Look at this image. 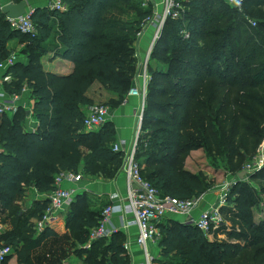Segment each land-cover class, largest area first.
Here are the masks:
<instances>
[{"label": "trees", "instance_id": "1", "mask_svg": "<svg viewBox=\"0 0 264 264\" xmlns=\"http://www.w3.org/2000/svg\"><path fill=\"white\" fill-rule=\"evenodd\" d=\"M10 1L18 4L23 0ZM61 1L67 6L66 11L34 10L36 36L12 30L0 4V63L11 56L8 44L14 40L24 44L22 54L28 58V64L17 61L7 71L13 80L5 89L10 95H20L27 87L34 101V117L39 122L36 131H27V110L20 107L12 118L4 114L0 125V208L10 211L11 217L19 212L14 207L18 198L30 189L51 192L56 177L64 172L77 173L83 166L86 176L101 174L111 179L124 162L123 154L113 150L115 128L111 122L98 132L85 129L86 108L95 104L88 92L98 83L118 97L110 106L125 100L138 72L136 44L141 25L154 15V6L149 0ZM262 7L264 0L245 2L244 11L256 18L255 27L247 25L246 15L221 0H193L186 4L181 19H167L152 58L164 65L149 66L151 79L136 151L142 177L163 195L189 200L206 194L212 187L185 170L183 158L199 147V138L204 139L202 132L206 130L198 128L202 115L203 122L220 119L219 109L212 105L218 100L215 88L226 97L230 93L236 95L234 109L241 110L243 106L237 100L245 98L264 110V101L253 94L264 88ZM50 51L74 64L69 75L44 70L41 59ZM207 89L213 95L206 96ZM243 110L251 118L235 111L239 120L233 119L235 133L229 140L233 156L238 136L243 145L250 142V147L259 142L254 143L248 135L261 138L259 128L264 124V116L252 108ZM176 111H187L188 115L180 119ZM154 113L161 117L155 118ZM185 126L190 128L189 134L184 132ZM208 126L215 132L216 145L223 147L213 121ZM251 180L253 183L239 182L228 198L230 206L224 209L227 218L240 226L239 232L230 234L236 243L211 242L196 226L169 221L160 226L162 264H226L256 248L261 249L258 255H264V220L255 221L253 211L264 194V167L252 174ZM256 180L263 183L260 189L254 183ZM49 204L48 201L37 206L39 219ZM73 216L74 212L67 226L84 244L90 231L98 226L101 214L89 212L86 207L75 220ZM27 223L22 229H28ZM27 233L24 237L15 233L6 238L7 245H22L18 264H33L31 252L36 242L26 238ZM119 238L120 234L114 235L107 246H103V241L94 243L85 264H130Z\"/></svg>", "mask_w": 264, "mask_h": 264}, {"label": "crops", "instance_id": "2", "mask_svg": "<svg viewBox=\"0 0 264 264\" xmlns=\"http://www.w3.org/2000/svg\"><path fill=\"white\" fill-rule=\"evenodd\" d=\"M53 1L54 0H28L27 2L29 3V10H36L51 8L50 5ZM149 2H151V4L154 6V9L158 13L163 11V0H149ZM8 3H11V1L0 0L2 7ZM155 33V27L149 26L139 38V41L136 44V52L139 64H142L145 61L147 52L151 48V44L154 40ZM23 49L24 44L20 43L18 40L11 41L8 44V50L11 52V55H14L18 62L28 64L27 56L22 54ZM41 64L45 71L57 75H69L74 69V64L71 61L56 57L52 51L42 57ZM7 71V69H0V101H3L1 95H4V98L11 96L5 89L6 84L10 82H4L3 80L8 74ZM138 86V82L135 81L133 87ZM101 88L102 86L96 83L88 92V96L95 102L93 106H96L99 100L96 98L97 96L92 93L94 90ZM24 91L22 94H18L20 99L18 102L17 111L21 107L30 112V115L27 116L25 120V129L27 131L34 132L39 127V122L34 117V101L32 99V93L27 87L24 88ZM102 92H107L109 99L118 101V97L115 94L104 89ZM105 95L106 94H104V96ZM106 100L104 101L106 102ZM141 105V98L128 94L125 100L119 105L114 107L109 105L108 107L109 122H111L115 128V140L113 142V147L116 144L119 145L124 157L133 148L134 141L137 136L139 127L138 119L141 111ZM88 109L89 107L86 108V111H88ZM15 113H8L9 117L12 118L13 114ZM2 119L3 115H0V125L2 124ZM122 168L115 177L106 179L101 174L99 176L84 175L83 166H81L79 172L76 174L82 175V181L77 183L65 182L62 184L64 189L73 192V200L71 204L60 212V215L56 221L52 222L49 227H46L43 230L39 229V223L43 218L39 219L40 212H38L37 206H42L45 204V202H48L49 195L52 191L47 193H39L35 189L28 190L22 197L15 201L14 207L19 211L16 215L11 217L9 216L10 211L5 212L0 208V225L2 227L1 232L3 234L1 236L2 241L6 243V238L15 233L24 237L25 232L28 231L25 237L28 239L31 238L33 242H36V248H34L31 252V261L33 264H85V261L88 258V254L91 252L94 243L103 241V246H107L112 241L114 235L117 236V234H120L119 243L122 244L127 251L130 264H147L143 250L137 243L139 236L138 228L135 225L124 228V224L127 225L126 222L131 223L133 221L132 216L130 215L126 217V222L124 223L119 215H114L112 217L110 226L119 229L118 232H116L112 237L94 242H91L90 239H88V241L84 244H81L74 237L73 233L67 226V220L69 217H71L73 212L74 218L72 217V220H75V217L81 213V209L83 210V208L86 207H88L89 212L101 214L102 210L106 206L110 204H119L120 200L125 199L127 194V181ZM115 194L119 196V199L112 198ZM214 202V199L207 195L206 202L204 203L202 210L196 211L191 217L167 214L159 225V229L162 224H166L169 221H176L182 224H192L195 226V222L199 218L201 212L204 209H209L211 206H213L216 203ZM17 216L23 220H16L15 217ZM26 223L28 229L24 230L22 228ZM17 225H19V231L16 232L15 230ZM160 239L157 243L149 244V254L152 258V264H162L164 262L161 258L162 250L159 246ZM10 245L13 247L15 254L5 264H18V252L22 245ZM98 254H100V252Z\"/></svg>", "mask_w": 264, "mask_h": 264}, {"label": "built area", "instance_id": "3", "mask_svg": "<svg viewBox=\"0 0 264 264\" xmlns=\"http://www.w3.org/2000/svg\"><path fill=\"white\" fill-rule=\"evenodd\" d=\"M191 1L193 0H163L164 7L162 13L159 14L155 10L154 15L145 21L144 24L146 26H154L156 30L148 57L152 54L153 46H155L157 40L160 38L167 19H181L186 10L184 3H189ZM221 1L240 13H243L245 10L246 0H239L238 3L237 0ZM50 6L52 10H67V6L61 0H54L51 2ZM33 13L34 10H28L26 15L18 19H8L11 29L21 32L22 34L36 36L37 27L32 20ZM249 22L253 27L256 26L254 20H250ZM136 57L138 58L137 53ZM16 62V57L11 55L5 62L0 63V69L9 70ZM148 62L149 60L145 59L142 64H139L138 74L135 77V81L138 82L139 86L133 87L129 92L131 96H138L141 98L143 105L147 97L148 85L151 79ZM3 80L4 82H11L13 77L10 74H7ZM1 97L3 98V101H0V115L15 113L18 109L20 96L11 95L8 98H4V95H1ZM141 112L143 113L144 111L141 110ZM142 117L143 116L139 117V127L133 148L124 157L122 170L127 181L126 197L125 199L120 200L119 204H110L102 210L101 220L98 226L91 231L89 239L91 242H94L112 237L119 230L118 228L110 226L112 217L114 215H119L124 223L126 222V217L130 215L132 216L133 221L131 223L126 222L127 225L124 224V228L131 225H135L138 228L139 236L137 243L143 250L146 263L152 264V258L149 254V244L157 243L159 241V225L162 220L167 214L191 217L196 211L202 210L203 205L206 202L207 194H202L189 200H180L163 195L157 188L142 177L141 168L136 160V151L142 129ZM108 121L109 108L104 105H96L89 107L84 126L88 131H98L102 129ZM113 150L116 153H122L120 146L117 144L113 147ZM261 151L262 154L255 158L253 162L245 168L247 174L250 176L264 167V148H262ZM82 179V175L73 172H64L56 177L54 189L48 198L50 204L45 211L42 221L39 223L40 230L49 227L52 222L56 221L60 212L68 207L73 200V192L64 189L62 184L65 182L77 183L82 181ZM234 185L236 184L234 183ZM230 192L231 184H225L220 191L216 204L209 209H204L195 222V226L206 236L207 239H209V241L213 240L212 242H215V238L223 236L225 228L230 230L227 223L228 221L225 220L224 215V209L228 207L225 205L227 204ZM112 198L119 199V196L115 194ZM1 231L2 227L0 225V264H5L13 257L15 251L11 245H7L2 241L1 236L3 234Z\"/></svg>", "mask_w": 264, "mask_h": 264}, {"label": "rangeland", "instance_id": "4", "mask_svg": "<svg viewBox=\"0 0 264 264\" xmlns=\"http://www.w3.org/2000/svg\"><path fill=\"white\" fill-rule=\"evenodd\" d=\"M144 4H147V3H144ZM186 4L188 3H184L185 6ZM260 10L264 12V7H262ZM160 13L162 12H159V14ZM243 15H246V21L248 23L247 25H250L251 27H253L249 21L250 20L256 21L255 20L256 18H253L251 15L246 14L245 11L243 12ZM141 28H142V33L140 34L139 38L142 36V34L148 28V26L142 23ZM154 47L155 46H153L152 54L148 57V54L150 51L149 49L146 55V59L149 60L148 67L150 65H152L151 67L158 66V65L163 66L164 64L162 61H158L157 59L152 60ZM159 56L161 57V55ZM151 67H149V72H150ZM263 89L258 90V91H253V94L259 95V98L262 101H264V96L262 95L261 97L260 95ZM102 90H103L102 88L96 89L92 93V94H95L97 96L96 98L99 100L98 104L96 105H104V106L109 107V105L111 104V101H114V100L109 99V95L107 94V92L103 93ZM208 90L210 89H207V92H205L206 96H210L211 94L208 92ZM215 90H216L215 92L213 91L215 95V99L218 98V100L215 101V103L212 102V105L216 109H219L220 112L218 113V117H220V119L217 120V119L211 118L210 120L203 122L204 118L202 115V118H200L198 122L199 123L198 128L202 129V131L206 130V133L202 132L204 135L203 136L204 139L199 138L196 141L199 147L197 149L190 150L188 152V155L186 156V158H183V165H184L185 170L189 171L190 173L194 175L200 176L207 184H210L212 186L206 194L209 197H212V199H214L215 202H217L219 195H220V191L223 188V186L225 184H231V192H230V195H231L233 189L237 187L239 182H241L239 180V174L243 171H246L245 170L246 166L251 164L255 158L260 156L262 154L261 149L264 148V124H262L259 128V134L261 138H251V135H248V138H250V140H252L254 143L255 141L259 142L257 146L255 147L247 146L250 142H246V145H243L242 140H240V136H238V139H236L237 141L236 155L233 156V154H231L232 147L229 144V140L230 138H234L233 135L235 133V128H234L235 125L233 124V119L236 118V120H239L238 118L239 115H237L238 113L235 111L238 110L240 111L241 115L251 118V114L243 110L244 107L252 108L254 111L260 113L263 116H264V110L261 109V107L257 105L256 103H254L253 101H250L249 99H245V98L243 99L240 98L239 100H237V102L243 106L241 110L239 108L234 109L233 104L234 102H236V95L230 93L226 97L222 95L221 89L215 88ZM225 92H227V90H225ZM104 94L106 95L104 96ZM104 100H106L107 103ZM161 104L163 103L161 102ZM219 104H221V106L218 107ZM145 109H146V100H145L144 105L143 103L141 105V110L145 112ZM144 112L142 113L140 111L139 117L144 116ZM176 112H177L176 113L177 117L180 119L185 118V114H187V111H184V112L176 111ZM201 113H206V111H201ZM212 115H213V112H212ZM153 116L155 118L161 117L160 114H156V113H154ZM188 119L189 118H187L186 122L188 121ZM211 121H213L214 126L217 128L218 137H220L222 140L220 141V144L223 147H218L216 145L217 142L213 138V135H215V132H213V130H211L212 128L208 126V123ZM239 123L243 125L241 123V120L239 121ZM142 124H143V117H142ZM251 128L253 129L254 127L251 126ZM150 130H154V127H151ZM189 131H190V128L188 126H185L184 132L186 134H189ZM92 132H98V131H92ZM143 136H146V134ZM83 174H84V171H83ZM89 175H92V172ZM92 176H99V174L92 175ZM103 177L105 178V176ZM242 182L253 183V181L251 180V176L249 174L245 176V179ZM234 183L236 185H234ZM254 183L256 184V186H258V189H260L259 185L261 186L263 184L259 180L254 181ZM260 197L261 198L258 204L254 207V210H253L255 221L257 222H261L262 220L260 219H264V194H261ZM225 206H230L228 203V200ZM224 215H225V220L228 221L227 223L229 225L230 230L228 228H225V230L223 231L224 235L215 238V241L236 242V239L231 238L230 234H232L234 231L239 232L240 226L230 221L227 218L225 211H224ZM260 250L261 249L256 248L252 251L245 252L237 260L227 262L226 264H264V255L262 253H259L260 256L258 255V252Z\"/></svg>", "mask_w": 264, "mask_h": 264}, {"label": "water", "instance_id": "5", "mask_svg": "<svg viewBox=\"0 0 264 264\" xmlns=\"http://www.w3.org/2000/svg\"><path fill=\"white\" fill-rule=\"evenodd\" d=\"M29 3L27 1H22L18 4L8 3L5 6H3V12L7 16V19H18L24 15H26ZM27 115H30V112L27 111ZM247 175L246 171H243L239 174L240 181H243L245 179V176Z\"/></svg>", "mask_w": 264, "mask_h": 264}, {"label": "clouds", "instance_id": "6", "mask_svg": "<svg viewBox=\"0 0 264 264\" xmlns=\"http://www.w3.org/2000/svg\"><path fill=\"white\" fill-rule=\"evenodd\" d=\"M239 2V0H237V3Z\"/></svg>", "mask_w": 264, "mask_h": 264}]
</instances>
